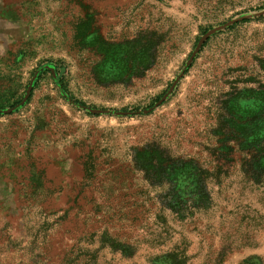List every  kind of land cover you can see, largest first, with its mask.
I'll return each mask as SVG.
<instances>
[{"label":"rangeland","instance_id":"374dc122","mask_svg":"<svg viewBox=\"0 0 264 264\" xmlns=\"http://www.w3.org/2000/svg\"><path fill=\"white\" fill-rule=\"evenodd\" d=\"M259 92L264 0H0V264H264Z\"/></svg>","mask_w":264,"mask_h":264},{"label":"trees","instance_id":"16d2710c","mask_svg":"<svg viewBox=\"0 0 264 264\" xmlns=\"http://www.w3.org/2000/svg\"><path fill=\"white\" fill-rule=\"evenodd\" d=\"M253 99V106H240L237 110L241 114L237 141L240 142L241 151L245 153L240 158V166L246 177L249 176L254 182L264 183V92H259ZM226 156L230 158L229 154ZM225 162L229 163L226 159ZM137 165L139 169L149 167L146 164ZM40 189L43 191L44 186H40ZM51 193L54 192L49 189L46 191V194ZM115 207H120V203Z\"/></svg>","mask_w":264,"mask_h":264}]
</instances>
